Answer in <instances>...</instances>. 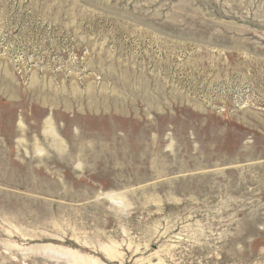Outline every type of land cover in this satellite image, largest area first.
Instances as JSON below:
<instances>
[{"label":"rangeland","instance_id":"374dc122","mask_svg":"<svg viewBox=\"0 0 264 264\" xmlns=\"http://www.w3.org/2000/svg\"><path fill=\"white\" fill-rule=\"evenodd\" d=\"M0 264H264V0H0Z\"/></svg>","mask_w":264,"mask_h":264}]
</instances>
